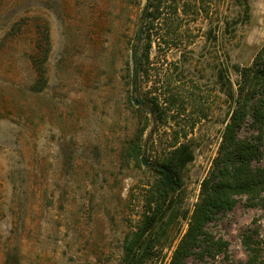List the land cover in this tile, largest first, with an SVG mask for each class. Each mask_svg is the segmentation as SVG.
<instances>
[{
  "label": "rangeland",
  "instance_id": "rangeland-1",
  "mask_svg": "<svg viewBox=\"0 0 264 264\" xmlns=\"http://www.w3.org/2000/svg\"><path fill=\"white\" fill-rule=\"evenodd\" d=\"M263 47L264 0H0V264H134L163 203L142 264H169L232 114L219 72L236 92ZM182 145L194 160L160 199L158 167ZM261 215L243 201L209 231L247 262Z\"/></svg>",
  "mask_w": 264,
  "mask_h": 264
},
{
  "label": "trees",
  "instance_id": "trees-1",
  "mask_svg": "<svg viewBox=\"0 0 264 264\" xmlns=\"http://www.w3.org/2000/svg\"><path fill=\"white\" fill-rule=\"evenodd\" d=\"M152 7L153 4L150 3L145 11L148 17L154 16L150 13ZM245 7L248 10V3ZM39 55L42 56L41 53ZM39 55L36 66L41 70L39 65L44 60H40ZM236 71L239 76L236 92L232 88L228 69L219 72L218 81L226 91L232 114L223 132L214 170L202 183L201 198L189 221L187 233L174 251L169 264H186L194 255L200 257L202 264H264V228L259 220L260 217L264 218V166L260 162L264 156V47L252 67H238ZM40 77H44L43 72H40ZM250 117L252 134L242 137L241 131L248 125ZM194 157L191 146L182 145L163 165L168 171L173 187L171 189L175 190L180 171ZM161 174L164 175L163 172ZM171 189L163 179L159 198L167 197ZM243 201L248 208L262 213L242 235V245L248 255L247 262L235 260L229 252L230 244L222 238H216L209 231V226L219 215L227 214ZM165 204L156 206L146 219L143 233L132 241L129 251H135L134 264H142L152 250L155 243L153 233L171 210V204Z\"/></svg>",
  "mask_w": 264,
  "mask_h": 264
},
{
  "label": "water",
  "instance_id": "water-1",
  "mask_svg": "<svg viewBox=\"0 0 264 264\" xmlns=\"http://www.w3.org/2000/svg\"><path fill=\"white\" fill-rule=\"evenodd\" d=\"M143 34H144V30L141 29L139 32V36H138L139 45L137 46L135 53L133 54V61L138 68H139L138 53H139V49H140V44L142 43ZM132 101L136 107H145V105H146V103L142 99L137 98L136 96L132 97ZM151 113H153V111H151ZM147 159H148L147 153H145L143 158H142V164L144 166L151 167L152 165L150 163H148ZM158 169H159V171L164 173V179H165L169 189H171V181L168 178V171L163 167H158Z\"/></svg>",
  "mask_w": 264,
  "mask_h": 264
}]
</instances>
